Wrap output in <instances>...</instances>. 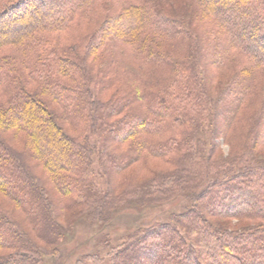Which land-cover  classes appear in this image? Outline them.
Masks as SVG:
<instances>
[{
  "label": "trees",
  "instance_id": "1",
  "mask_svg": "<svg viewBox=\"0 0 264 264\" xmlns=\"http://www.w3.org/2000/svg\"><path fill=\"white\" fill-rule=\"evenodd\" d=\"M92 1L80 0L78 14V3L69 0L55 21L37 17L14 34L0 30V49L16 50L0 56V195L9 202L0 203V264L39 263L40 246L62 238L58 218L65 213L72 219L66 228L84 215L106 222L130 203L163 202L179 192L194 197L206 176L223 188L214 197L228 207L216 210L223 221L258 226L235 236L229 227L210 231L193 208L181 216L196 224L194 242L162 225L139 231L125 243L126 253L141 247L152 256L160 245L171 256L153 264H186L181 255L200 245L204 264H264V185L257 178H264V166L247 155L245 140L253 130L264 135V54L250 42L259 28L264 42V1L236 0L219 13V0H196L205 10L200 19L217 24L202 31L166 19V0L132 1L115 14H103ZM33 3L9 0L0 18L35 13L28 11ZM257 13L263 24L247 27ZM82 22L84 38L64 37ZM214 70L228 72L215 94L208 84ZM218 136L229 144L228 164L217 153ZM34 167L43 168L54 196ZM160 234L164 240L154 243Z\"/></svg>",
  "mask_w": 264,
  "mask_h": 264
},
{
  "label": "rangeland",
  "instance_id": "2",
  "mask_svg": "<svg viewBox=\"0 0 264 264\" xmlns=\"http://www.w3.org/2000/svg\"><path fill=\"white\" fill-rule=\"evenodd\" d=\"M38 1L39 0H34L33 6L30 10L28 9V11H32V9H34L35 13L26 12L23 16L18 14H12L1 17L0 30L2 28H5L8 29L9 34H14L15 29H17L18 26L21 28H26L27 26L30 27L31 21L34 22L37 17L45 19L46 17L50 16L52 20L55 21L56 17L58 16V13L61 11L62 6H64L65 2L69 0H45L46 4L43 5H38ZM72 1L78 3V7L75 9V12L77 14L81 13L84 10V8L81 10L84 3L80 7V0ZM132 1L136 3L142 2L143 0H95L92 1L90 5L95 8L106 9L103 14H115L118 13L119 10H121L122 8L131 5ZM166 1L167 4L163 6V13L169 15L167 17L164 16L166 19L178 21L179 23H182L184 27L191 26V28L194 29L198 28L200 31H202L207 26H210L215 29V26L217 24L211 18L202 17L203 19H200L201 14H204L205 10H203L200 5L197 4L196 0ZM230 1L231 0H219L218 3H216L215 7L219 11V13H222L226 6L232 7L238 4L236 0H233V2ZM8 2L9 0H0V9L4 6V4ZM259 4L261 5V0L259 1ZM259 4L257 5L258 7H260ZM262 4L264 5V3ZM170 16H173L175 19ZM77 17L78 16H76V18ZM257 20L259 22L263 21V18L259 16V13H257L256 16L255 14H252L250 19L246 20V22L249 21V24H245L247 27L252 28L253 22ZM159 24L161 26L162 21L158 20V25ZM85 28L86 24L82 22L77 28V31L70 33L68 32V35L66 36V34H64V37H66L67 39L69 38V40L73 38L75 39L77 35L78 37L80 36L81 38H84L86 34L89 33ZM259 29L261 30V28ZM259 29L256 31V34L254 33L255 35L253 34L254 36H250V42L257 51H260L264 54V42L260 41V34H258L260 31ZM240 34H242V32H240ZM165 38L168 40V37ZM232 53H234L235 55ZM232 53L231 60L237 61L238 57L240 58V56H238V53L235 51H232ZM4 54L16 56V50L10 46H6L0 49V56ZM210 71L211 70H209L207 74H211ZM212 74L213 75L210 76L212 78L209 77L210 81L208 84L210 85L211 92L215 94L219 86L223 85L226 82V76L228 72L214 70L212 71ZM213 76H216V78H213ZM207 126L208 124L206 125L205 137L208 142L209 139H211V127ZM241 133H244V131H242ZM254 133L255 130L252 131L251 135H246L245 140H248L246 142L248 146L247 155L251 153L254 157L257 158L259 166H264V135L263 137H261L259 131V133L256 132V134L258 135L257 137L256 134L254 135ZM215 141L219 143L217 151V153L219 152L218 155H221V157L224 158V160L228 164L229 161L226 158L230 153L229 144H227V142H222V136H218ZM231 141H234V139H231ZM14 145L17 146L15 143ZM209 147V145L206 146V152L209 151ZM216 156L217 154H214L213 158H216ZM151 161L152 162L150 163L153 164L150 166L152 167H157V165L159 164L157 163L158 161ZM154 164L157 165L153 166ZM159 165H161L162 168H166L162 164ZM162 168L159 169L162 170ZM34 172L44 179L46 187L48 188L51 195L54 196L55 192H53V187L47 181L43 168L34 167ZM146 176H149V174L146 173L145 177ZM208 178L209 176H206L204 178L205 182L201 184L200 187L197 189L194 197H189L188 194L179 192L176 193L171 199L163 202L147 201L143 204L130 203L114 210L111 214V219L106 222H99L92 216L84 215L76 217L74 222L68 228H66V221H72L71 213L63 214L58 218L59 222L62 223L65 227L62 238H60V241H58L56 244H52V246L44 248V246L41 245L40 248L41 250L44 249V254L41 258L42 260L38 261L39 263L36 264H111L112 262L110 261L114 260L115 262L117 261L119 264H134V262L136 264H153L156 261L158 262L160 259L166 260V257H170L171 255L167 256L168 254H165L164 250L160 247V245L156 246L155 249L153 248L154 255L150 256L147 255L150 254V251L148 250V252H146V248L141 249V247H138V249L134 251L133 254L126 253L128 252V250L125 248V243L130 242V240L132 241L134 236L136 234H139V231H145L147 229L162 225H168L170 229H174L173 231L178 232L186 240L187 243L189 241H193V239L191 240V237L193 236V233H197L194 232L195 230H193L195 229L193 226L196 227V224L193 220H191V218H189V222H186V219L184 220V218H182L181 216L182 214H186L193 208H196L197 211L203 215L204 220H202L201 222L204 224V227L209 229L210 231H213L215 227H229L234 229L232 233L235 236L238 235L244 229H250V227H255L256 225L258 226V224H256L257 222L247 224L251 221L237 220L236 218H231L227 222L223 221L222 216L220 217L216 212L225 211L224 208H226L227 206L222 207L220 203L217 202V198L214 199V197H216L217 195L219 197L218 191L222 187L214 186V182L210 183L211 180L208 181ZM257 178L259 179V183L261 182L260 184L264 185V178ZM100 181L102 185H105V181L103 179H100ZM210 187L212 189L210 190L211 192L206 194V191H208ZM257 187L258 186H255V188ZM258 189H260V186L257 188V190ZM252 192L256 193L254 191ZM250 194V192H246L247 197H250ZM249 202H255L259 206L262 205L261 202H259L258 200H254V197L250 198ZM0 203L4 207L9 206V202L3 199L1 195ZM261 207L264 208L263 206ZM239 209H242V207L238 206L237 208H235V210ZM259 225L261 224L259 223ZM261 226L264 227V223H262ZM207 229L204 230L206 231ZM171 233L172 231L163 230V234L165 237H170ZM163 234H160L156 238L154 237V243L160 244L164 240L160 239V237H163ZM173 236L170 238H172L175 243L178 242V240ZM192 238L195 237L193 236ZM261 243L264 244L262 241ZM177 245L180 246L179 244ZM188 250H190V252H187L186 250L185 253L181 255L182 260L184 259L186 264H195L192 257L195 261L204 264L205 259L202 258V248L200 245H194L193 248ZM117 251L120 252L118 253ZM0 253H3V251L0 250Z\"/></svg>",
  "mask_w": 264,
  "mask_h": 264
}]
</instances>
